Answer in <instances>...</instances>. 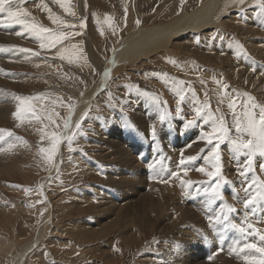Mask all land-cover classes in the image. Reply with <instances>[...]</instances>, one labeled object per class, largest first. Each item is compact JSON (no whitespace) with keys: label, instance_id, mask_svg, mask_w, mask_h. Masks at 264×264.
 Here are the masks:
<instances>
[{"label":"rangeland","instance_id":"obj_1","mask_svg":"<svg viewBox=\"0 0 264 264\" xmlns=\"http://www.w3.org/2000/svg\"><path fill=\"white\" fill-rule=\"evenodd\" d=\"M206 1L68 0L66 6L69 11L66 12L57 0H23V3L21 0H13L10 5L13 9L19 7L30 13L24 18L29 22L37 23L54 32L80 34L71 35L55 48L41 49L40 41L23 32L20 25H12L3 31L14 38L5 45L6 47L0 43V47L7 51L14 50L16 57L6 62L9 63V67H0V99L4 97L7 100L6 103L3 102L5 104L0 102V130H5L0 133L4 136V139L0 140V264L13 263L23 248L28 251L23 257L22 264H37L36 257L33 256L37 250L39 253L41 251L46 253L45 259L38 261L39 264H161L166 256L165 264L176 263L177 256L172 255L173 240L165 235V232H159L147 224L134 227L128 233L116 214L117 216H108L113 222V229L104 227V224L99 225L97 229L91 228L92 225L95 226L98 218L108 215V207L100 204L101 201L106 202L102 194H94L93 198H89L88 195L95 187H102L108 189L110 198L115 199V195L117 196L112 202L121 201V192L119 196L116 194L120 190L116 189L114 183L105 180L102 171L108 166L112 167L109 163H119V160L113 156L116 142H121L127 148L132 159L140 167L137 158L142 153L143 147L135 140V134L132 135L130 132V122L135 120L133 116H148L147 113L155 116L144 117L143 121L147 126H159L156 128V138L173 141L176 147L172 148L180 151L189 146L196 137V133L192 130L198 127L201 121L198 120L191 127L187 126L186 121L194 118L193 111L197 107L202 108L207 105V111L214 115L216 109L222 110L221 113L225 114L224 121L228 125L230 119L234 120L233 111L228 107L230 101H236L235 112L240 115L243 114L244 104L249 103L245 100L249 95L253 98L252 102L264 106V11L260 9V0H244L243 4L238 0H219L220 3L218 2L211 13L204 12V16L212 21L213 27L208 31L200 32L197 26V30L190 32L188 38H177V36L171 39L167 50H163L169 61H166L162 54L161 57L153 60L137 59L125 66L126 69H122L123 71H114L110 79L107 76L109 80L105 79L107 82L104 90L101 89L99 95L97 93L93 96V100L88 104L89 107H86L87 110L80 113L79 119L74 123L69 133L72 141L69 143L65 139L60 158V145L51 164L39 149L50 146L47 137L41 139L45 132L61 134L64 122L69 117V106L78 105V101L88 93L87 90L94 88L96 82L100 80L103 67L106 68L112 54L124 38L131 36L130 33H142L149 27L166 26L171 19L182 13L193 12ZM54 18H58L64 24L53 23ZM0 21H7L6 13H0ZM81 21L86 23L83 29L79 27ZM67 24L75 25V28L64 26ZM18 32L23 34L17 35ZM164 42L156 41L155 48L158 45L162 46ZM72 45L77 46L75 51L79 58L69 63L68 59H61L58 53L65 48L73 51ZM20 48L30 49L38 55L28 53L29 55L24 58L29 56L30 60L23 63L19 55L26 53L19 52ZM1 60L5 61V58L0 56ZM194 63L197 68L204 71V74L201 75L195 69L196 75H190L193 71L190 73L175 68L195 65ZM243 64L246 66L244 67ZM225 69H229L230 75H227ZM185 74L189 76L188 79L184 77ZM222 75H226L227 79ZM254 75L261 81H254ZM26 79L27 82L22 83V80ZM217 79L220 82L225 80V85H227L226 80L228 81L227 88L218 93L212 89ZM229 82L234 86L233 88ZM197 85L200 87L198 88ZM171 89L177 90L179 97L183 95L187 100L194 98L192 108L183 104V107L188 109L185 111L180 109L177 102L171 103L165 96V93ZM20 99H28L33 108L23 111L20 118H17L14 113L21 107ZM137 101L139 106L135 107L134 102ZM194 105L196 108H193ZM172 106L180 109L179 115ZM144 107L147 112L142 110ZM32 110L40 116V120L31 115ZM257 110L259 108L255 109L258 118ZM85 113H87L86 117ZM161 113H168L167 128L161 127L159 121ZM49 115L54 123L47 118ZM78 122L81 124L80 129L75 128ZM178 126L187 134L185 132L163 134V131H170L172 127ZM206 127L211 129L209 124H206ZM150 129L151 127L149 131ZM8 132L12 135L8 136ZM124 133H127L126 136H123ZM230 135L232 138L238 136L231 131ZM242 135L250 138L246 134ZM173 136H176L175 139H172ZM81 138L84 139L80 140ZM85 141L87 145L84 144ZM151 143L155 144V141L152 140ZM228 143L224 142L221 146H226ZM229 146L232 149V146ZM150 150L151 145H148V152ZM79 163L83 167H89L90 171L85 173L81 171ZM95 166L98 169L96 173L92 172ZM178 167L179 165L176 164V172ZM119 170L117 166L116 173L121 171ZM142 173L141 168L140 174ZM51 174L53 175L50 176ZM235 184L237 185L234 183L233 186H236ZM143 190L147 189L144 187ZM49 193L55 195V197L51 195V198L57 200L54 202L51 199L53 205L46 198ZM225 193L229 191L226 190ZM69 195L85 196L84 198L89 199L80 200L84 205L76 208V205L72 206L76 199ZM236 203L238 207L243 205L242 209L246 212L244 203ZM237 208L235 211L238 212L239 208ZM49 209L53 213L51 226L58 232L52 231L54 236H58L52 240L58 238L59 244L49 243L52 240L45 238L47 232L39 241L32 244L29 241L41 228ZM159 219L158 224L163 221L161 217ZM85 222L89 225H85ZM68 239L70 243L66 244ZM161 239L164 245L160 242ZM68 247H71L73 252L68 251ZM76 250L81 251L82 254ZM196 251L199 258L207 257L200 248ZM150 252L157 254L151 257ZM95 253L100 256L95 257ZM160 255L161 257H158ZM256 255L260 256V254ZM173 256V262H170ZM230 256L237 257L231 254ZM244 257L240 258L244 259ZM230 260V263L238 264L235 259ZM209 263L208 261L206 264Z\"/></svg>","mask_w":264,"mask_h":264},{"label":"bare ground","instance_id":"obj_2","mask_svg":"<svg viewBox=\"0 0 264 264\" xmlns=\"http://www.w3.org/2000/svg\"><path fill=\"white\" fill-rule=\"evenodd\" d=\"M218 2H219V0H207L203 5L198 6L193 12L187 13V14L182 13V14H179L178 16H176L175 18L171 19V22H169L166 26L149 27L148 29H145L142 33H135V34L130 33L129 35H131V36L124 38L121 41L120 45L116 48L115 52L112 54L111 59L107 63L106 68L104 69V67H103V70L101 71V76L99 75L100 80L96 82V84L94 85V88L92 90H87L88 93L86 92L87 94H84L83 98H81L78 101V103H77L78 105L73 107L72 112H71V122H72L71 130L74 126V123L79 119L80 113L84 112L86 107L88 106V104H90V101L93 100V98H94L93 96H96V94L99 91H101V89H102V91L104 90V88L106 87L105 85H106L107 81L105 82V79L107 78V76L110 79L111 78L110 76H113L114 71H116V70L117 71H119V70L123 71L124 68L126 69L125 66L134 62L137 59L139 61L140 60L141 61L153 60L155 58L161 57V54H162L164 59L166 61H169V59L167 58V55L164 53L163 50H167V46H168L169 42L171 41V39H173L174 37H177V36H178L177 38H183V37L188 38L190 32L197 30V26H198V30L200 32L206 31V30L208 31L210 28H212L213 27L212 21L208 20V17L206 18V16H204V12L208 11V13H211L212 9L216 5H218ZM179 16H181V17L179 19H177ZM252 20H254V19H252ZM3 22H4V24L9 23L7 21H3ZM254 24H256V23H254ZM10 27L11 26L2 27L0 25V43L4 47H6L5 45L9 41H13L12 38H14V36L3 32L5 30L9 29ZM184 34H186V35H184ZM259 34H260V32H259ZM179 35H181V37H179ZM263 35H264V33H263ZM156 41H160V42L165 41V42L162 46L159 47V45H158L157 48H155L154 44H156ZM11 45H13V44H11ZM150 45H153V47H151ZM262 50H263V48H262ZM14 53H15L14 50L10 49L9 51H7L5 49H2V47H0V56L1 57L3 56L5 58V61L4 60L0 61V67L8 66L9 63H6V62H9L14 57H16L14 55ZM26 55H29V54L26 53V54H20L19 55V56H21V57H19L21 59V62L27 63L30 60L29 56L27 58H24ZM91 55H92V53H91ZM176 56H177V54H176ZM91 57H93V56H91ZM19 58L17 59L18 61H19ZM243 63H245V62H243ZM170 66H171V64H169V67ZM243 66H244V64H243ZM175 68H178V69L180 68V70L182 69V70H185V71L190 72V73H191V71H193V73H195V69H196V71H198L201 75L204 74V71L201 68H197L196 64L195 65L190 64L188 66L175 67ZM225 70H226L227 75H230L229 69H225ZM253 70H255V69H253ZM258 71H260V70L258 69ZM246 72H247V70H246ZM105 73H107V75H105ZM193 73H191L190 75H196V73L195 74H193ZM218 74L220 76L219 72H218ZM222 74H224V72H222ZM222 76L225 79H227V77H225L226 75H222ZM184 77L187 79L189 78V76H187V74H185ZM253 78H254V81L259 80L258 78H255V75ZM217 81H219V79H217ZM217 81L215 82L216 85L214 87H212V89L216 93H218L222 89H224L222 87V85H225L224 84L225 80H223L221 82L219 81L220 83H217ZM259 81H261V80H259ZM26 82H27V79L22 80V83H26ZM226 83L228 85L227 80H226ZM197 86H198V88L200 87V85H197ZM178 94H179V92H177V90L171 89L165 93V96L171 101V103L177 102L181 110H185V111L188 110V109L183 107V104H186L187 106L192 108L191 105H192V100H194V98L189 99V100L184 98L183 101H180ZM4 95H6V94H4ZM98 95H99V93H98ZM0 102L6 103L7 100L4 97H2V99H0ZM5 103H3V104H5ZM134 106L138 107L139 101L134 102ZM172 108H175L177 110V108L175 106H172ZM193 108H196V105H194ZM142 110L144 112H147V110H145V107L142 108ZM214 112L216 114L214 116H216V117L223 116V118H224L225 114L221 113V112H223L222 110L216 109ZM257 112H259V110H257ZM194 113H195V111H193V114ZM147 115L148 116H146V115H135V116H133L135 120H132L130 122V130H131L130 132L132 133V135L133 134H135V135L139 134V135L145 136V140L147 141V143L149 142L148 145H151V150L148 152L149 155L154 152L156 147L159 146V143H161L164 146L165 150H167V146H169V147L175 146L176 147V144L171 140H168V141L164 140L163 141L162 138L157 139L155 137V139H153L150 136L149 128L151 127V125L147 126V124L143 121V118L144 117H155V116H153L152 114L149 115L148 113H147ZM207 124H209L211 126V122H209ZM234 124H235L234 120L230 119L227 126L231 130V133L236 135L237 133L235 132ZM168 126H169V122H168V119L166 117L164 123L161 124V127L167 128ZM180 126L172 127L170 129V131H166V132L163 131V134L164 133H168V134H173V133L179 134L180 133V134H182L185 131ZM231 126H232V128H231ZM157 127H159V126H157ZM198 128H199V131H197ZM189 129L190 128L188 127L187 130H189ZM71 130L68 132V135L71 132ZM192 131L194 133H196L195 139H193V141L191 142V144L189 146L185 147L184 149L183 148L180 149V151H178L177 154L174 155V158H172V160H173V162H171L172 170L175 171L176 164L179 165V167L177 168V173H179V175L178 176L176 175L175 177H172V178L169 174L160 172L158 170H154L152 172V174L150 173V175L148 173L147 174L142 173V175H141L140 171L142 168V164L140 165V167H141L140 168L138 166V164L132 159L131 154L129 153L127 148L121 142H116L115 143L116 145L114 147L115 153L113 156H115V158H117L119 160V163H109V164H111L112 167L108 166V167L104 168V170L102 172L105 175V180H107L110 183H114L116 185V189L120 190V191L116 192V194L119 196V193L121 192L120 196H122V198H121V201L119 203H114L112 201L117 199L116 195L114 197L115 199L110 198V196H109L110 194H109V191L107 188L103 189L102 187L101 188L95 187L93 189V191L90 193V195H88V196H89V198H93L94 194H98V193L102 194V196L106 202L101 201L100 204L106 205L108 207V215H105L102 218H98L96 220L95 226L92 225L91 228L97 229V227H99V225L104 224V227H108L110 229H113V227H114L113 222L108 216H117V215L122 220L123 226L126 227V232H128V233L131 232L132 228H134V227H139L142 224H147L148 226L158 230L159 232H165V235H168L171 238V240H173V243H175V245L173 248L172 255L175 254V256H177V257H175V260H177V261L174 264H206L208 261L210 262L209 264H232V263H230L231 262L230 259H235L238 264H246L245 259H242L240 257H238L239 259L234 258V257L230 256V254L233 256L243 255V256H253V257L259 258V256H257L254 253H251V252H245L244 251L240 255L230 253L229 249H231L235 243H240V244L243 243V242H237L236 241V240L241 238V233L237 229L239 227H242L239 224L242 221V219L245 217V214L247 212H249L248 208H246V212H244V210L242 209L243 205L238 207L236 202H241L243 204L246 198L253 197L254 195H256L259 192L260 186H261V193L258 197V201L264 200V156H260L257 154L253 158L252 171L249 172L246 176H242L239 173L243 170L242 165L245 163L247 158L245 156L239 154V153L234 152L233 149H231L229 146L231 144L228 143L226 146H221V148H220V151L222 153V176L220 177V183H222V181H227L226 183H229L232 185H234V183H237V185L235 184L236 185L235 187H237L240 190V192H238V194H236L232 198V200L228 201L227 199H225V200H227V201H225V204H224L225 208L219 212L221 217L230 215L228 217L230 219L228 225L230 227H234V229H232V232L230 233L228 240H226V242L224 243V250L226 251V254L229 257L228 258L225 256L211 257L208 254L209 257L205 258L207 262H205L204 260H202V261L199 260V259H203V258H199L197 256L198 253L196 250H197V248H199V246H198V242L196 243L197 240L193 239L194 235H193V232H191V231H194L195 228L200 229V227H201L200 225L202 224V222H201V218L199 217V215L197 213H195L190 207L183 206V205H180L178 203L179 198L184 199L187 196V194L189 193V190L187 189L188 185L182 184L181 181H189V182H191L190 184H194V185L197 184L198 186L201 185L204 188L207 187L208 191H211V185L214 184L215 181H210L209 177H207L205 174L196 171V168L201 167V166L205 167L207 170H211L210 164L205 159V157L207 156V153L211 150L212 146L208 145L207 143H205V145H203V143L205 141L200 139L202 133L204 131H209V129L206 127V124H202V122H201L200 124H198V127H195ZM63 132H64V129L61 132V134ZM126 134L127 133H124L123 136H126ZM160 134H161V132H160ZM146 137H149V138H146ZM175 137L176 136H173L172 139H175ZM242 138L248 139L247 137H243V135H242ZM83 139L84 138H81L80 140H83ZM141 139L142 138L139 136L135 138V140H137L138 142H140ZM152 140L155 141V144L151 143ZM185 140L187 142V138H185ZM101 141H102V139H101ZM64 142H65V139L62 140V142L60 143L59 158L63 152L62 150H63V143ZM134 143H137V142H134ZM84 144L87 145L88 143L86 142ZM188 157H194V160L191 163H188L185 165L188 168V173H187V175H184V169L179 164V161L181 160V158H184L185 160H187ZM147 158H149V156ZM196 160L198 162H196ZM59 162H60V160H59ZM57 163H58V160H57ZM117 166H119V168L121 170V171L119 170L120 171L119 173H116V171H115V168ZM95 167H96L95 170H92V172H95L98 170L97 166H95ZM79 169L81 171H83L84 173L87 171H90L89 167H83V165H81L80 163H79ZM52 175L53 174H51L50 176H52ZM156 178L159 181H165L166 186H164V185L160 186V184L155 183L154 179H156ZM233 179H236V180H233ZM253 180L256 181L255 184H252ZM249 184H251V188H249L246 191V187ZM97 186H99V185L97 184ZM144 187L147 190H143ZM122 189H124V190H122ZM233 192H235V191L233 190ZM51 195H53V194L49 193V194H47V197H46V198H48V202L50 204L53 203V201H51V199H53L54 202L57 201L54 198L55 195H53L54 196L53 198H51ZM60 195L61 194H59L58 197H60ZM227 195L229 196V194H227ZM62 196H65V195L62 194ZM69 196L76 199V200H74V203L72 204V206L76 205L75 207L79 208V207H82L84 205V204H81L80 200L83 201V198L85 196H78V195H69ZM210 196H211V194H210ZM58 197H56V198H58ZM89 198L86 197V198H84V200L89 199ZM92 200H94V199H92ZM207 207H208V205L206 202H200V204L198 206V208H200L202 213H204V214H206V212H207V214H209L207 211V209H208ZM237 207L239 208L238 212L237 211H229V208H232V209L235 208V210H236ZM72 208H74V207H72ZM32 210H33V208H32ZM22 212H24V211H22ZM52 214L53 213L50 209L48 210V212H46V214L44 216L45 218L41 224V228L37 231L35 236L33 238H31L32 240H30L29 242H31L32 244H35L37 241H39V239L41 238V236L45 232H47V235L45 238L49 239V241L52 240V238H54V237H58V236H54L53 232H52V231L57 232L51 226V223H50V220L52 219ZM160 217L162 218L163 221L161 223L159 222L160 224H158L157 221L160 220L159 219ZM256 221L260 222V230H261V233L264 234L263 216L260 217L259 219H257ZM189 222H192V223L190 225H188ZM85 225H89L88 222H85ZM243 227H245V226L243 225ZM170 238H168V239H170ZM57 239H53L49 243L55 242V245L59 244V243H57ZM162 239L160 240V242H162ZM68 241H69V239L66 241V244L70 243ZM165 241L166 240H164V242ZM249 241H254V239L249 237L247 242H249ZM162 244H163V242H162ZM166 245H168V244H166ZM192 245H194V246H192ZM161 247H163V246H161ZM263 247H264V245H263ZM87 249L88 248H86V251H87ZM67 250L70 252H73L71 247H68ZM156 250L158 251V249H156ZM26 251H28V250L25 248H23L21 251H19L21 254L18 252L19 256L11 264H22L23 257L26 254ZM76 251H78V250H76ZM159 251L161 252V250H159ZM35 252L36 253L33 256L36 257L35 260H37V264H39V262H41L40 259H45L46 253L44 251H41L39 253L38 250ZM78 253L82 254L81 251H78ZM145 254H147V253H145ZM170 255L171 254L169 253V256ZM99 256H100L99 254L95 253V257L98 258ZM144 256H147V255H144ZM163 256H165V255H162V257ZM95 257H94V260H95ZM158 257H161V255ZM165 258H167V256ZM165 258H164V260H165ZM173 258H174V256L172 257L171 261H170V259H169V261L173 262L172 261ZM164 260H163V262L165 264ZM150 261H148V262H150ZM169 264H171V263H169Z\"/></svg>","mask_w":264,"mask_h":264},{"label":"snow or ice","instance_id":"obj_3","mask_svg":"<svg viewBox=\"0 0 264 264\" xmlns=\"http://www.w3.org/2000/svg\"><path fill=\"white\" fill-rule=\"evenodd\" d=\"M58 3L61 4V7H64L65 11H69L68 7L66 6L68 0H57ZM239 3L243 4L244 0H238ZM13 3V0H0V13L7 14V21L8 24H4L3 21H0V25L5 27H9L12 25H20L23 28V32L29 33L32 37H35L37 40L40 41V48H55L58 44H61L64 40L68 39L71 35H79L80 33H65L63 31L54 32L52 29L44 27L42 25H38L34 22H29L28 20L24 19L28 17L30 13L23 10L22 8L13 9L10 5ZM23 3V0H21ZM260 8L264 11V0H260ZM74 15V13H72ZM53 23L55 24H64L63 21H60L58 18H54ZM139 23V21H137ZM66 27L75 28V25L67 24L64 25ZM79 27L81 29L86 27V23L81 21ZM23 32H18L17 35H22ZM215 39V38H213ZM221 39H223L221 37ZM72 50L70 51L68 48L62 49L58 55L61 59H68L69 63L75 62L78 59L77 46L72 45ZM19 52L24 53H32L33 55H38V53H33L30 49L20 48L18 49ZM107 75V73H105ZM217 83H220L217 81ZM223 88H227V85H222ZM39 98V97H37ZM19 99V98H18ZM184 96L181 95L179 97L180 101H183ZM252 97H248V102L244 104V111L243 114H237L235 112V108L237 107L236 101L232 100L229 102L228 107L233 111L234 116V127L235 132L238 134L237 138H232L230 135V129L226 125L223 116L216 117L210 111H207L208 106L205 105L204 107H197L195 109V116L192 119H188L186 121L187 126L191 127L197 123L198 120L202 122V124H207L211 122V129L209 131H204L200 137V139L204 140L208 145H211V150L207 153L205 159L209 162L211 170H207L205 167L201 166L196 168V171L205 174L209 177L210 181H215L214 184L211 185V195L213 198L219 197L221 195V189L219 187L220 184V177L222 176V153L220 151L221 145L224 142H229L232 145V149L234 152L239 153L245 156L247 159L245 163L242 165V171L239 173L242 176H246L249 172L252 171L253 165V158L258 154L260 156H264V106H259L255 104ZM21 107L17 109L14 113V116L20 118L21 113L25 110H31L33 106L29 103L28 99H20ZM74 106H69V117L65 120L63 128L64 132L58 135L56 132L47 133L45 132L41 139L45 137L48 138L50 146L45 148L41 147L39 149L40 153L43 154L49 164H51L56 156L58 151V147L62 140L67 139L69 143L72 141V136L68 135V132L71 130L72 122H71V112ZM259 108V116L257 118V114L255 109ZM176 114H180V109L177 108ZM31 115L40 120V116L36 115L34 110L31 111ZM168 113H161L159 115V121L161 124L164 123L166 116ZM87 116V113L84 114ZM50 122L54 123L51 119V115L47 117ZM81 124L78 122L75 125L76 129H80ZM5 130H0L2 133ZM247 134L250 138L244 139L242 138L241 134ZM8 136H11L12 133L8 132ZM75 135V133H73ZM157 135V129L155 125L151 126L150 136L155 139ZM4 136L0 134V140H3ZM194 160V157H188L187 160L181 158L179 164L184 169V175H187L188 168L185 166L188 163H191ZM174 175H179V173H174ZM227 181H225L226 183ZM184 185H189L191 182L189 181H181ZM256 181L253 180L252 184H255ZM251 188V184L246 187V191ZM208 191V189H205ZM253 199H248L245 202V207L253 204ZM229 211H235V209L229 208ZM226 218V217H225ZM242 234L253 235L255 234L258 236L260 241H264V234H262L259 229H254L253 225L248 224L247 228L239 227L237 229ZM244 249H251L254 250L256 253H259V258L253 256H245L244 259L246 260V264H264V247L258 246L256 243H246L243 245Z\"/></svg>","mask_w":264,"mask_h":264}]
</instances>
